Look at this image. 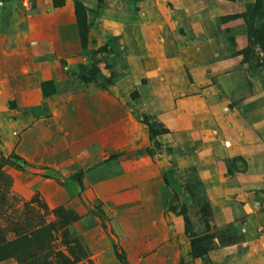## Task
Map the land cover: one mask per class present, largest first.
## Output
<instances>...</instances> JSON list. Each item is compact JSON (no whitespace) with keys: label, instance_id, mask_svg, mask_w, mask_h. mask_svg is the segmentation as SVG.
<instances>
[{"label":"rangeland","instance_id":"obj_1","mask_svg":"<svg viewBox=\"0 0 264 264\" xmlns=\"http://www.w3.org/2000/svg\"><path fill=\"white\" fill-rule=\"evenodd\" d=\"M2 242L264 264V0H0Z\"/></svg>","mask_w":264,"mask_h":264},{"label":"trees","instance_id":"obj_2","mask_svg":"<svg viewBox=\"0 0 264 264\" xmlns=\"http://www.w3.org/2000/svg\"><path fill=\"white\" fill-rule=\"evenodd\" d=\"M39 230V229H38ZM20 238H22V236L20 235V236H18L16 239H14V243H16V241L17 240H21ZM12 241V240H11ZM9 242V241H8ZM9 243H7V242H2L1 244H0V252H1V250H3V249H5V248H7V245H8ZM21 254V251L20 250H18V249H16V250H11V251H9V250H6V252L3 254V255H1L0 256V261H1V259H3V258H7V257H13V258H15L16 259V264H35V257L34 258H32L29 262H27V263H24L23 262V260H21V259H18V256Z\"/></svg>","mask_w":264,"mask_h":264},{"label":"built area","instance_id":"obj_3","mask_svg":"<svg viewBox=\"0 0 264 264\" xmlns=\"http://www.w3.org/2000/svg\"><path fill=\"white\" fill-rule=\"evenodd\" d=\"M23 7L27 8L30 6L32 0H19Z\"/></svg>","mask_w":264,"mask_h":264}]
</instances>
